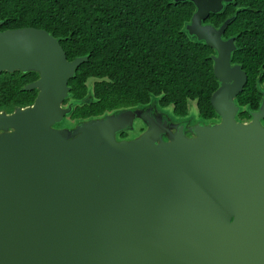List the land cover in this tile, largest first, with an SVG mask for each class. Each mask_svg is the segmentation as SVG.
I'll use <instances>...</instances> for the list:
<instances>
[{
  "label": "water",
  "instance_id": "obj_1",
  "mask_svg": "<svg viewBox=\"0 0 264 264\" xmlns=\"http://www.w3.org/2000/svg\"><path fill=\"white\" fill-rule=\"evenodd\" d=\"M175 1L195 5L186 29L215 50L219 122L171 123L153 101L56 127L88 56L69 60L46 29L0 30V73L39 74L32 105L0 111V264H264V97L238 120L235 15L206 22L234 0ZM136 118L147 129L119 140Z\"/></svg>",
  "mask_w": 264,
  "mask_h": 264
},
{
  "label": "trees",
  "instance_id": "obj_2",
  "mask_svg": "<svg viewBox=\"0 0 264 264\" xmlns=\"http://www.w3.org/2000/svg\"><path fill=\"white\" fill-rule=\"evenodd\" d=\"M195 5L175 0H0V30L46 29L58 38L68 59L88 56L70 79L64 102L73 109L56 127H74L122 109L155 101L176 118L196 102L198 121L220 119L212 94L215 50L190 35ZM235 15L225 38L237 35L233 63L248 74L236 97L239 121H250L264 97V0H234L206 22L220 26ZM38 72L0 73V111L32 105L38 90L25 86Z\"/></svg>",
  "mask_w": 264,
  "mask_h": 264
},
{
  "label": "flooded vegetation",
  "instance_id": "obj_3",
  "mask_svg": "<svg viewBox=\"0 0 264 264\" xmlns=\"http://www.w3.org/2000/svg\"><path fill=\"white\" fill-rule=\"evenodd\" d=\"M70 104V103H69ZM68 104V105H69ZM151 104V103H150ZM150 104H147V105H144V106H142V107H136V108H143V107H146V106H148V105H150ZM67 105V106H68ZM158 108H159V110H161V112L164 114V115H166L170 120H171V123H173V122H178V123H180V122H183V121H186V120H188V117L186 116V117H184V118H176L172 113H171V110L170 109H167V108H160L159 106H158ZM148 112H150V110H149V107H146V109L144 110V115H147V113ZM220 121V119L219 120H217V121H212V122H219ZM212 122H206V123H212ZM262 122H263V124H264V119L262 120ZM137 123H140V132H139V134L138 135H135V136H132L131 134H130V132L131 131H133V129H127V130H123V131H121L120 133H118V139L119 140H133V139H135V138H137V137H139L146 129H147V125H146V123H145V121L143 120V119H139V118H136L135 120H134V123H133V126H136V124ZM196 123H198V122H195V123H193V122H190V125H193V124H196ZM174 131H175V129H174ZM188 134H189V136H191V132H188Z\"/></svg>",
  "mask_w": 264,
  "mask_h": 264
},
{
  "label": "rangeland",
  "instance_id": "obj_4",
  "mask_svg": "<svg viewBox=\"0 0 264 264\" xmlns=\"http://www.w3.org/2000/svg\"><path fill=\"white\" fill-rule=\"evenodd\" d=\"M188 110H189V112L187 113L188 120L193 123L199 122L196 102H190ZM140 126H141L140 123H137L136 126H134L133 131L130 132V134L132 136L138 135L140 132Z\"/></svg>",
  "mask_w": 264,
  "mask_h": 264
}]
</instances>
